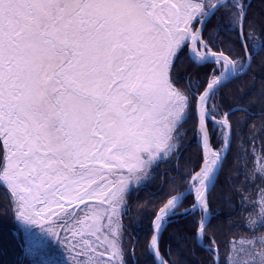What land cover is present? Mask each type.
I'll return each instance as SVG.
<instances>
[{
  "label": "snow or ice",
  "instance_id": "1",
  "mask_svg": "<svg viewBox=\"0 0 264 264\" xmlns=\"http://www.w3.org/2000/svg\"><path fill=\"white\" fill-rule=\"evenodd\" d=\"M250 7L0 0V213L24 227L35 264H138L124 221L162 165L175 175L146 202L145 264H264V124L233 120L245 108L224 91L264 69V24ZM230 154L232 192L249 205L236 235L213 225L211 200ZM170 226L175 253L163 243Z\"/></svg>",
  "mask_w": 264,
  "mask_h": 264
},
{
  "label": "trees",
  "instance_id": "2",
  "mask_svg": "<svg viewBox=\"0 0 264 264\" xmlns=\"http://www.w3.org/2000/svg\"><path fill=\"white\" fill-rule=\"evenodd\" d=\"M248 3L251 5L248 10L249 16H255L259 23L264 24V0H249ZM217 15H220V13ZM223 22H227L226 17ZM226 39L227 36H224L218 42L224 43ZM257 61L261 62L259 58H257ZM224 91L226 103H230L236 108H245V111H237L233 116V120H247L249 126L254 125L257 130L264 124V69L258 70L254 78L252 73L249 72L240 79L233 80ZM247 131L248 128L246 127L245 132L247 133ZM197 151L195 143H192L191 147L184 152L183 156L177 162L180 171H184L188 160H194L196 158ZM232 159L233 157L230 154L225 164V169L220 174L217 186L212 192L211 200L213 213L218 212L219 214L217 219L213 220V225L220 227L227 234L236 235L242 230L240 225L243 224L246 210L241 206L238 197L232 192L233 186L238 183L236 166L233 165L231 171H229V165H232ZM165 168L166 166L162 165L158 170L156 178L143 182L139 191L134 192L130 197V212L124 223L128 225L127 232L130 236L128 243L131 244L134 240L139 241L135 246L134 257V260L138 264H145L148 258V253L145 250V239L150 213L144 212L146 202H154L156 200V195L154 194H157V186L162 185L169 176L175 175L174 172L163 174ZM226 174L231 177V182L225 180ZM242 177L243 170L240 171L239 178L242 179ZM164 187L167 190L168 185L164 184ZM137 221H139L138 224L136 223ZM194 221L195 217L188 215L187 218L181 219L178 227L184 232H191L195 228ZM229 225L235 229L231 233H228ZM33 231L38 232L39 230L33 229ZM169 233H174V228L171 226L164 232L163 243L167 244L170 242L175 253L177 241L175 236L170 237ZM25 240L26 234L24 227L12 219L10 215L5 216L0 213V264H35V257L24 254ZM197 251L199 253V250ZM57 255H61L59 250H57ZM65 258L71 260V257L66 256V254ZM172 258L175 259V256ZM186 258L190 259L191 264H197L195 258ZM199 258L202 260L205 257L201 255Z\"/></svg>",
  "mask_w": 264,
  "mask_h": 264
},
{
  "label": "rangeland",
  "instance_id": "3",
  "mask_svg": "<svg viewBox=\"0 0 264 264\" xmlns=\"http://www.w3.org/2000/svg\"><path fill=\"white\" fill-rule=\"evenodd\" d=\"M248 207H249V205H247V204L244 206V209L246 210V215L243 218V223L245 222V218L247 216V208ZM45 258H48V257H43V259H45ZM37 259H40V257H35V260L34 261H36Z\"/></svg>",
  "mask_w": 264,
  "mask_h": 264
},
{
  "label": "water",
  "instance_id": "4",
  "mask_svg": "<svg viewBox=\"0 0 264 264\" xmlns=\"http://www.w3.org/2000/svg\"><path fill=\"white\" fill-rule=\"evenodd\" d=\"M247 3L249 2V0L246 1Z\"/></svg>",
  "mask_w": 264,
  "mask_h": 264
}]
</instances>
